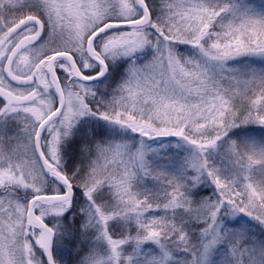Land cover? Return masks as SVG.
I'll use <instances>...</instances> for the list:
<instances>
[{"label":"snow or ice","instance_id":"1","mask_svg":"<svg viewBox=\"0 0 264 264\" xmlns=\"http://www.w3.org/2000/svg\"><path fill=\"white\" fill-rule=\"evenodd\" d=\"M0 264H264V0H0Z\"/></svg>","mask_w":264,"mask_h":264}]
</instances>
